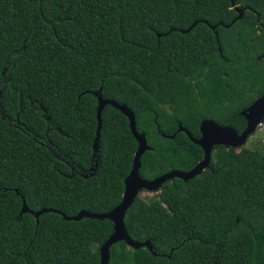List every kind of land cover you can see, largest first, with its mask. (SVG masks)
<instances>
[{"label": "trees", "instance_id": "trees-1", "mask_svg": "<svg viewBox=\"0 0 264 264\" xmlns=\"http://www.w3.org/2000/svg\"><path fill=\"white\" fill-rule=\"evenodd\" d=\"M234 6L241 19L230 0H0V264H99L109 220L20 212L122 201L138 144L107 105L94 153L100 88L134 114L147 181L203 160L179 125L194 139L205 120L244 131L240 112L264 97V0ZM158 191L165 207L135 199L124 217L152 251L118 242L108 264H264L263 153L214 147L201 174Z\"/></svg>", "mask_w": 264, "mask_h": 264}, {"label": "water", "instance_id": "water-1", "mask_svg": "<svg viewBox=\"0 0 264 264\" xmlns=\"http://www.w3.org/2000/svg\"><path fill=\"white\" fill-rule=\"evenodd\" d=\"M230 2L235 12L237 13V17L235 20L241 19L245 9H239L235 7L234 0H230ZM195 25L196 22L193 23L188 28V30L182 31V33L185 34L189 32ZM211 29L214 31L215 26L211 27ZM101 90L102 88H100V90L94 94L98 103L96 110L98 125L96 131V138L93 144L94 153H96L97 151L98 141L100 137V130L102 125L101 112L107 105L113 106L114 108L121 111L124 116H126V118L129 121L131 134L134 136L138 144V149L137 152L135 153L130 173L124 180L125 190L122 196V201L118 204V206H116L113 210H111L106 214H92L86 211H81L76 216L66 217L61 212H57L52 209H43L39 212L34 213L27 208L25 201L22 199L23 205L20 214L21 215L25 213L34 214L37 220L41 214L47 212L59 213L62 216V218L66 221H80L83 218H90L96 220H104V219L109 220L113 224V232L110 235L109 239L106 242H104V244L101 246L99 250V257H100L99 264H108L110 259V253H109L110 248L111 246H113L118 242H124L127 246L131 248L139 249L145 247L148 250L152 251V246L148 241L139 243L131 240L124 224L125 213L129 209V207L133 204L138 193L142 190L158 191L163 183L172 180L174 178H178L186 182L198 176L209 166V163L211 161V152L214 147L222 146L225 148H229V147L239 148L245 145L248 137L256 130L257 126L264 119V97L257 99L251 106L240 112V115L246 120V128L240 134H238L231 127L220 126L212 120H205L201 122L199 127V131L201 135L200 138L194 139L184 128H182L181 125H179L178 132H184L194 144H196L201 148L203 152V160L199 162L189 172L171 171L152 181H147L139 176V170L141 168V161H140L141 157L147 150H150V148L147 145L145 136L143 134H139L136 130V122H135L134 114L124 105H118L113 101L105 100L101 95Z\"/></svg>", "mask_w": 264, "mask_h": 264}, {"label": "rangeland", "instance_id": "rangeland-1", "mask_svg": "<svg viewBox=\"0 0 264 264\" xmlns=\"http://www.w3.org/2000/svg\"><path fill=\"white\" fill-rule=\"evenodd\" d=\"M244 147L251 151L264 154V119L248 137ZM158 194L159 191H140L136 197V199H138L137 206L142 208L148 215H152L155 210L165 207V205L160 202Z\"/></svg>", "mask_w": 264, "mask_h": 264}, {"label": "flooded vegetation", "instance_id": "flooded-vegetation-1", "mask_svg": "<svg viewBox=\"0 0 264 264\" xmlns=\"http://www.w3.org/2000/svg\"><path fill=\"white\" fill-rule=\"evenodd\" d=\"M245 12V11H244ZM264 58V52H263V54L261 55V56H259V57H257L256 59H257V61L258 60H260V59H263ZM256 101V100H255Z\"/></svg>", "mask_w": 264, "mask_h": 264}]
</instances>
